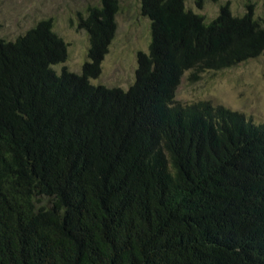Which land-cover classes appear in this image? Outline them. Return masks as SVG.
<instances>
[{"label":"trees","instance_id":"1","mask_svg":"<svg viewBox=\"0 0 264 264\" xmlns=\"http://www.w3.org/2000/svg\"><path fill=\"white\" fill-rule=\"evenodd\" d=\"M248 1L208 20L185 0H140L150 44L126 91L91 83L117 0L78 14L79 74L53 70L67 44L52 18L0 39V264H264V123L174 102L185 72L264 51Z\"/></svg>","mask_w":264,"mask_h":264},{"label":"rangeland","instance_id":"2","mask_svg":"<svg viewBox=\"0 0 264 264\" xmlns=\"http://www.w3.org/2000/svg\"><path fill=\"white\" fill-rule=\"evenodd\" d=\"M100 0H0V39H15L42 19L52 18L53 31L67 44V59L54 65L60 73L63 68L79 74L87 59L89 39L77 28L78 14ZM253 10L264 24V0H254ZM119 12L115 16L116 31L93 85L119 88L126 91L134 82L138 52L147 53L150 44V21L141 15L140 0H117ZM229 2L232 13L243 14L248 0L208 1L197 9L194 0H185L192 12L214 18L220 4ZM185 72L175 90L174 102L190 104L207 101L214 106L244 114L255 124L264 123V51L257 57L238 65L199 74L197 81Z\"/></svg>","mask_w":264,"mask_h":264}]
</instances>
